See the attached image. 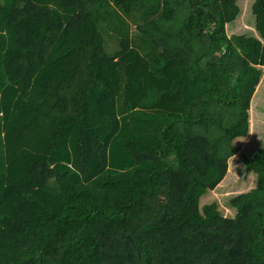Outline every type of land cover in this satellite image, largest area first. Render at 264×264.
Wrapping results in <instances>:
<instances>
[{"label":"trees","instance_id":"16d2710c","mask_svg":"<svg viewBox=\"0 0 264 264\" xmlns=\"http://www.w3.org/2000/svg\"><path fill=\"white\" fill-rule=\"evenodd\" d=\"M238 1L0 0V264H264V147L201 206L264 83Z\"/></svg>","mask_w":264,"mask_h":264},{"label":"rangeland","instance_id":"374dc122","mask_svg":"<svg viewBox=\"0 0 264 264\" xmlns=\"http://www.w3.org/2000/svg\"><path fill=\"white\" fill-rule=\"evenodd\" d=\"M253 0H239V13L233 21L225 24L228 36L243 34L245 36H258L254 25V15L251 11ZM106 49L111 47L106 42ZM238 152L229 158L227 174L223 181L210 193L201 198V206L217 204L219 212L224 216H232L229 207V198L242 192L251 190L256 185V176L246 169L245 159L251 158L254 153L264 147V83L257 85L252 95L249 108V133L234 143Z\"/></svg>","mask_w":264,"mask_h":264}]
</instances>
